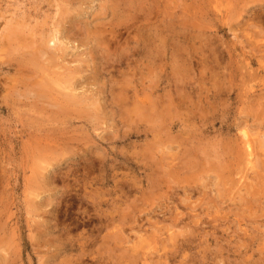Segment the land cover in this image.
<instances>
[{
	"label": "rangeland",
	"instance_id": "rangeland-1",
	"mask_svg": "<svg viewBox=\"0 0 264 264\" xmlns=\"http://www.w3.org/2000/svg\"><path fill=\"white\" fill-rule=\"evenodd\" d=\"M263 64L264 0H0V264H264Z\"/></svg>",
	"mask_w": 264,
	"mask_h": 264
},
{
	"label": "bare ground",
	"instance_id": "bare-ground-1",
	"mask_svg": "<svg viewBox=\"0 0 264 264\" xmlns=\"http://www.w3.org/2000/svg\"><path fill=\"white\" fill-rule=\"evenodd\" d=\"M22 22V21H21ZM15 24H18V23H15ZM10 26V25H9ZM13 26V25H12ZM15 26V25H14ZM24 26V25H23ZM19 28V30H17V32L18 31H20V29H21V27H18ZM23 28V27H22ZM79 28V27H78ZM7 29V28H6ZM13 29V28H12ZM26 29V28H25ZM11 30V29H10ZM23 30V29H22ZM22 30H21V32H22ZM80 30V29H79ZM4 31H5V29H4ZM12 31H14V30H12ZM16 32V31H15ZM10 33H11V31H10ZM34 33V32H33ZM6 34V33H5ZM11 34H14L13 32L11 33ZM22 34V37H23V33H21ZM7 35V34H6ZM14 35H19V34H14ZM37 35V34H36ZM13 36V35H12ZM97 36V35H96ZM24 37H25V35H24ZM6 38H7V36H6ZM18 39H19V36L17 37ZM26 38V37H25ZM24 38V39H25ZM97 38H98V36H97ZM23 39V38H22ZM99 39V38H98ZM15 40H17V39H15ZM19 40H21V39H19ZM28 40V39H27ZM26 39H25V41H27ZM10 41V40H9ZM24 41V42H25ZM31 41V40H30ZM29 41V42H30ZM33 41V40H32ZM37 41V40H36ZM23 41H22V44L24 43ZM28 41L27 42H25L24 44H30ZM40 42V41H39ZM42 43H43V41H41ZM45 42V41H44ZM41 43V44H42ZM10 44V43H9ZM33 44V43H32ZM49 44V43H48ZM26 45V46H27ZM43 45L44 44H42V46H38V48H35V51L32 53L33 54V56L32 57H30V59H29V61L28 62H30V64H32V65H36V67H38L39 68V70H43L44 71V69L46 70V65H47V63H46V65H44L42 62H41V56H45V59H50V58H52L53 56L52 55H54V54H52L51 55V53H49V52H47V51H44L43 50ZM19 46V45H18ZM24 46V45H23ZM29 46V45H28ZM31 46V45H30ZM21 47V46H20ZM36 47V46H35ZM40 47H42V48H40ZM46 47H48V46H46ZM45 47V48H46ZM55 47V46H54ZM17 48V47H16ZM24 49H25V47H23ZM32 48H34L33 47V45H32ZM31 49V48H30ZM50 49V48H49ZM46 50V49H45ZM48 50V49H47ZM25 51V50H24ZM49 51V50H48ZM52 52V51H51ZM64 55V54H63ZM22 57V56H21ZM26 57V56H25ZM57 57V56H56ZM56 57H54L55 59H56ZM63 57V56H62ZM262 57V56H261ZM27 58V57H26ZM29 58V57H28ZM43 59V58H42ZM43 61V60H42ZM51 61H54V59L52 58V60ZM49 64H52V63H49ZM54 64V63H53ZM259 65V64H258ZM264 65V64H263ZM48 66V65H47ZM33 67V66H32ZM77 67V66H76ZM259 67V66H258ZM48 68V67H47ZM65 69V68H64ZM262 69H263V67H262ZM63 70V69H62ZM67 70V69H66ZM69 71V70H68ZM65 72V71H64ZM70 72H73V71H70ZM44 73V72H43ZM52 73V72H51ZM53 74V73H52ZM58 74V73H57ZM60 75V74H59ZM50 76V75H49ZM49 76H48V78H49ZM67 76V75H66ZM70 76V75H69ZM68 77V76H67ZM45 78V77H44ZM52 78V77H51ZM63 78V77H62ZM57 80V79H56ZM55 80V82H57ZM62 80V79H61ZM63 81V80H62ZM68 82V81H67ZM70 82V81H69ZM73 82V81H72ZM54 83V82H53ZM65 83V82H64ZM68 85L70 86V83H68ZM39 87H42L43 88V86H39ZM67 88H68V86H67ZM50 89V88H49ZM120 89V88H119ZM40 90V89H39ZM121 90V89H120ZM115 92H116V90H115ZM16 93V92H15ZM118 93V92H117ZM45 94H47V92H43V94L42 95H45ZM68 95V94H67ZM123 95H125V94H123ZM264 95V94H263ZM83 96V95H82ZM127 96V95H126ZM46 97H48V96H46ZM259 98V97H258ZM74 99V98H73ZM76 99H78V98H76ZM260 99V98H259ZM47 100V99H46ZM72 101V98H70V97H65L64 99H63V102L64 103H69V102H71ZM80 101V100H79ZM132 101V100H131ZM134 102V101H133ZM82 103V102H81ZM84 103V102H83ZM132 103V102H131ZM156 104V103H155ZM257 104V103H256ZM53 105V104H52ZM61 105V104H60ZM74 105V104H73ZM79 105V104H78ZM53 107V106H52ZM58 107V106H57ZM176 108V107H175ZM261 108V107H260ZM91 109V108H90ZM259 109V108H258ZM255 110V109H254ZM252 111V110H251ZM143 112V111H142ZM145 112V111H144ZM156 112V111H155ZM167 112V111H166ZM62 113V112H61ZM88 114V113H87ZM247 118V117H246ZM161 121V120H160ZM158 124V123H157ZM157 126V125H156ZM227 128V127H226ZM168 130V129H167ZM224 138V137H223ZM246 138H248V136H247V134H246ZM155 139H156V137H155ZM246 142V139H245V136H244V140H243V142ZM250 141V140H249ZM248 141V142H249ZM244 142V143H245ZM250 143V142H249ZM243 144V143H242ZM201 145V144H200ZM185 146H187V145H185ZM247 146V145H246ZM245 146V147H246ZM248 146H250L249 144H248ZM197 147V146H196ZM230 147H231V145H230ZM228 148V147H227ZM192 149V148H191ZM194 149V148H193ZM209 149H211L210 147H209ZM198 150H199V148H198ZM197 150V151H198ZM232 150H234V149H232ZM242 150H243V147H242ZM250 150V149H249ZM249 150H246L247 152L249 151ZM202 151V150H201ZM213 151V150H212ZM226 151H227V149H226ZM194 152V151H193ZM205 152V151H204ZM211 152V151H210ZM230 152V151H229ZM195 153V152H194ZM196 153H198V152H196ZM200 153V152H199ZM202 153V152H201ZM208 153V152H207ZM211 153H213V152H211ZM220 153H221V151H220ZM223 153V152H222ZM221 153V154H222ZM242 154V153H241ZM248 154H249V152H248ZM190 155V154H189ZM253 155V154H252ZM193 156V155H192ZM211 156V155H210ZM212 156H214V155H212ZM251 156V155H250ZM194 157V156H193ZM201 157H203V156H201ZM220 157V156H219ZM235 157V156H234ZM245 157V156H244ZM247 157H249V156H247ZM215 158V157H214ZM246 158V157H245ZM187 159V158H186ZM220 159V158H219ZM191 160V159H190ZM189 160V161H190ZM202 160V159H201ZM184 161V160H183ZM189 161H187V162H185V164H183L182 163V167H185L188 163H189ZM194 161V160H193ZM252 161V160H251ZM170 162V161H169ZM205 162V161H204ZM247 162H248V158H247ZM210 163V162H209ZM208 163V164H209ZM249 163V162H248ZM190 164V163H189ZM200 164V163H199ZM192 165H193V163H192ZM196 165H197V163H196ZM210 165V164H209ZM176 166V165H175ZM189 166V165H188ZM201 166V165H200ZM205 166V165H204ZM216 166V165H215ZM222 166V165H221ZM220 167V166H219ZM186 168V167H185ZM188 168V167H187ZM197 168V167H196ZM205 168H207V166L205 167ZM188 170H189V168H188ZM223 170V169H222ZM205 171V170H204ZM203 171V172H204ZM179 173V172H178ZM192 173V172H191ZM211 173V172H210ZM199 175V174H198Z\"/></svg>",
	"mask_w": 264,
	"mask_h": 264
}]
</instances>
